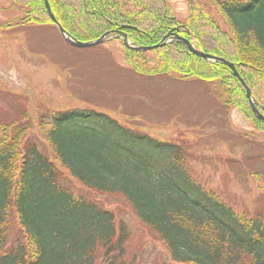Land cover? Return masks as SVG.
Instances as JSON below:
<instances>
[{"label":"trees","instance_id":"trees-1","mask_svg":"<svg viewBox=\"0 0 264 264\" xmlns=\"http://www.w3.org/2000/svg\"><path fill=\"white\" fill-rule=\"evenodd\" d=\"M23 1L27 24L53 25L43 0ZM48 1L61 26L83 41L117 31L135 44L154 45L180 24L166 0ZM214 1L229 34L195 2L178 33L196 49L233 63L264 106V0ZM123 49L139 74L220 82L231 103L264 132L228 66L198 57L178 40L148 52ZM149 53L156 60L153 69L140 62ZM26 110L19 103L14 116L0 118V264H137L125 259L127 236L116 213L76 196L53 160L26 138ZM4 114L0 105V117H8ZM47 140L70 178L96 194L124 198L141 224L164 242L173 263L264 264L261 217H240L208 193L193 177L186 160L191 154L182 144L77 108L53 115Z\"/></svg>","mask_w":264,"mask_h":264},{"label":"rangeland","instance_id":"rangeland-1","mask_svg":"<svg viewBox=\"0 0 264 264\" xmlns=\"http://www.w3.org/2000/svg\"><path fill=\"white\" fill-rule=\"evenodd\" d=\"M23 2L0 0V105L8 111L4 114L8 117L0 118L9 119L19 103L25 104L30 124L26 138L35 140L53 160L76 196L116 213L127 236L126 260L175 264L164 242L141 224L124 198L96 194L60 166L47 140L57 112L75 108L102 112L157 140L182 144L191 154L186 160L193 177L208 193L240 217L259 216L264 222V132L231 103L220 82L185 79L175 73L139 74L129 67L120 39L74 47L52 24H27L29 8ZM166 2L181 24L190 20L191 3L199 4L229 34L214 0ZM140 62L149 69L157 66L150 53ZM14 172L18 174L17 167ZM17 228L12 227L13 232L23 236ZM262 232L264 236V225ZM22 241L31 258L29 241Z\"/></svg>","mask_w":264,"mask_h":264},{"label":"water","instance_id":"water-1","mask_svg":"<svg viewBox=\"0 0 264 264\" xmlns=\"http://www.w3.org/2000/svg\"><path fill=\"white\" fill-rule=\"evenodd\" d=\"M46 10L51 18V20L53 21L54 25L57 27V29L59 30L60 34L62 35V37L64 38V40L75 47H89V46H94L97 44H101L103 42H106L112 38H114V33L112 31L109 32H105L104 34H102L99 38L94 39V40H88V41H81L78 40L77 38H75L74 36H72L69 32H67L62 26L61 24L56 20L55 15L50 7V4L48 2V0H43ZM183 27V26H182ZM178 30V27L173 28L165 37L162 38V40L160 42H158L157 44L154 45H137L134 42L130 41L128 39V37L124 34V35H120L119 37L122 39L125 47L130 48V49H134L137 51H147V50H152L155 49L159 46L165 45L168 42H170L171 40H181L183 41L185 44H187L189 50L194 53L195 55H197L198 57L204 58L208 61H212V62H219L221 64H224L226 66H228L234 73L235 77L239 80V83L241 84V86L243 87L244 91H245V95L250 103V106L255 114V116L264 121V114L260 112V110L258 109V107H260L263 111H264V107L253 97L250 88L246 85V83L244 82L243 78L240 77L238 71L236 70V67L234 66L233 63L225 60L224 58L221 57H217L214 56L212 54L209 53H205L202 52L200 50H197L194 45L186 38L179 36L176 31ZM172 31H174L173 35L171 36L170 34L172 33Z\"/></svg>","mask_w":264,"mask_h":264}]
</instances>
